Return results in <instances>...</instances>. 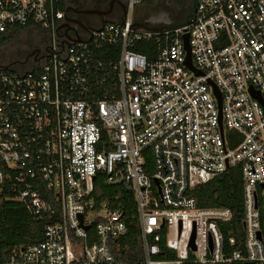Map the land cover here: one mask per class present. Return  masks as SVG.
Instances as JSON below:
<instances>
[{
  "label": "built area",
  "instance_id": "2783aa9c",
  "mask_svg": "<svg viewBox=\"0 0 264 264\" xmlns=\"http://www.w3.org/2000/svg\"><path fill=\"white\" fill-rule=\"evenodd\" d=\"M120 1L123 24L69 37L61 0H0V33L48 38L28 69L0 67V190L46 221L0 264H264V108L249 91L264 96V0H196L189 24L161 32L133 27L145 0ZM235 165L242 238L225 241L231 211L193 189ZM97 176L132 193L138 245L123 241L117 198L94 194Z\"/></svg>",
  "mask_w": 264,
  "mask_h": 264
},
{
  "label": "trees",
  "instance_id": "16d2710c",
  "mask_svg": "<svg viewBox=\"0 0 264 264\" xmlns=\"http://www.w3.org/2000/svg\"><path fill=\"white\" fill-rule=\"evenodd\" d=\"M22 29V27L15 25L9 27L6 32L0 33V47L12 41ZM46 44L45 41L43 48ZM34 50L35 48H33ZM135 50L145 54L149 59H154L156 56V44L153 41L139 42ZM114 56L115 54L103 53L101 58ZM10 59L7 60L6 69H13L11 68ZM94 194L97 198L110 195L117 198L113 206L122 209L128 229L123 241L130 247L138 245L140 238L132 193L121 186L107 185L103 176H97L94 180ZM193 195L199 206L228 208L232 216L229 221L222 224L224 239L227 241L229 237L233 236L238 241L241 240L243 194L240 167L238 165L231 166L206 183L197 185L193 189ZM54 206L58 209V204L54 203ZM45 222V220L35 219L23 203L15 198V194L9 191L7 185L0 190V263L8 261L15 248H26L28 245L41 241ZM117 256L120 258H134L135 253L127 250L117 254ZM161 257H171V255L164 254Z\"/></svg>",
  "mask_w": 264,
  "mask_h": 264
},
{
  "label": "flooded vegetation",
  "instance_id": "af4514ba",
  "mask_svg": "<svg viewBox=\"0 0 264 264\" xmlns=\"http://www.w3.org/2000/svg\"><path fill=\"white\" fill-rule=\"evenodd\" d=\"M64 8L63 24L66 26V34L69 37H80L84 34L85 27L100 25L106 21H115L121 14V6L110 0H61ZM196 9V0H165L161 6L150 9L154 26H162L166 23L189 20L193 18ZM149 13L144 4L138 7V13L134 16L136 22H147L144 16ZM36 44L27 43L19 45L6 56L10 64L18 70L31 65L33 48ZM43 47V46H42ZM45 48V47H44ZM43 48V49H44Z\"/></svg>",
  "mask_w": 264,
  "mask_h": 264
},
{
  "label": "water",
  "instance_id": "95a60500",
  "mask_svg": "<svg viewBox=\"0 0 264 264\" xmlns=\"http://www.w3.org/2000/svg\"><path fill=\"white\" fill-rule=\"evenodd\" d=\"M111 2H116L121 6V14L118 17V19L116 20V22L123 24L124 23V19H125V4L120 1V0H110ZM192 18L189 20H184V21H178V22H172V23H166L162 26H154V21H147V22H133V27L139 30H147V31H151V32H161L164 30H171V29H175V28H179L182 26H185L187 24H189L191 22ZM183 41H184V46L187 50V56H186V64L191 67V62H190V55H189V45H188V35L187 33H185L183 35ZM198 74V73H197ZM215 94L217 95V99H218V107L219 110L221 108V101H220V96L217 93V91L214 89ZM249 91L251 93V95L257 99L261 105L264 108V96L256 89H254L252 86L249 87ZM220 130H222L221 127V115H220ZM156 182V181H155ZM80 222H82V216H79ZM82 224V223H81ZM83 227L85 229H87V226L83 225ZM249 264V263H248Z\"/></svg>",
  "mask_w": 264,
  "mask_h": 264
},
{
  "label": "rangeland",
  "instance_id": "374dc122",
  "mask_svg": "<svg viewBox=\"0 0 264 264\" xmlns=\"http://www.w3.org/2000/svg\"><path fill=\"white\" fill-rule=\"evenodd\" d=\"M158 1L159 0H151L150 2L154 6H158V5L161 6L162 4H159ZM134 14L136 16V13ZM47 40H48L47 35L44 32H41L39 30L27 29V28L22 29L12 41L0 47V67H3V68L7 67L6 65L8 64L7 62L8 59L5 58L4 56H6L10 51H13L19 45L21 46L26 45L27 43L36 44V46L34 47L35 50L42 51V48H43L42 46L45 41L47 43ZM29 67L30 66L28 65L25 69H28Z\"/></svg>",
  "mask_w": 264,
  "mask_h": 264
},
{
  "label": "crops",
  "instance_id": "0c3cea01",
  "mask_svg": "<svg viewBox=\"0 0 264 264\" xmlns=\"http://www.w3.org/2000/svg\"><path fill=\"white\" fill-rule=\"evenodd\" d=\"M150 1L151 0H145L142 4H144V6L146 7V10L149 11V13L145 14V16H144L145 20H148V21L152 22L153 20H152L151 14H150V9L152 7H154V5H152V3ZM158 2H159V4H164L165 0H159ZM138 7L136 9V14L138 13Z\"/></svg>",
  "mask_w": 264,
  "mask_h": 264
}]
</instances>
